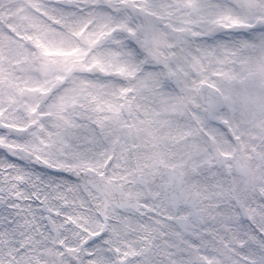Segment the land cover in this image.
<instances>
[{
	"label": "snow or ice",
	"instance_id": "snow-or-ice-1",
	"mask_svg": "<svg viewBox=\"0 0 264 264\" xmlns=\"http://www.w3.org/2000/svg\"><path fill=\"white\" fill-rule=\"evenodd\" d=\"M0 264H264V0H0Z\"/></svg>",
	"mask_w": 264,
	"mask_h": 264
}]
</instances>
